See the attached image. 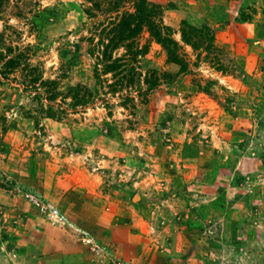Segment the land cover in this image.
Returning a JSON list of instances; mask_svg holds the SVG:
<instances>
[{
	"label": "rangeland",
	"instance_id": "1",
	"mask_svg": "<svg viewBox=\"0 0 264 264\" xmlns=\"http://www.w3.org/2000/svg\"><path fill=\"white\" fill-rule=\"evenodd\" d=\"M148 1L188 66L170 62L144 29L135 85L104 83L74 110L66 93L96 82L87 39L97 41L117 12L106 0H0V69L13 56L19 63L8 78L0 73V233L33 217L18 210L20 189L41 172L67 170L98 185L73 190L91 203L85 215L123 222L119 245L109 244L108 229L83 228L77 221H88L64 212L94 264H264V0ZM182 19L210 26L214 45L183 42ZM68 50L80 51L74 62ZM30 69L60 82L65 112L49 113L24 87Z\"/></svg>",
	"mask_w": 264,
	"mask_h": 264
},
{
	"label": "trees",
	"instance_id": "2",
	"mask_svg": "<svg viewBox=\"0 0 264 264\" xmlns=\"http://www.w3.org/2000/svg\"><path fill=\"white\" fill-rule=\"evenodd\" d=\"M126 3H131L132 9L121 11ZM109 10L117 12L115 18L110 19V25L105 27L95 41L94 37L87 40L90 45L86 53L92 58V75L102 87V92L94 84L91 87L86 84L76 83L74 88L71 87L66 93L70 95L72 101L69 103L74 110L82 107L86 108L94 99L104 93L105 84L114 91H121L132 88L135 85L136 75V59L141 55L143 49L138 48L137 37L146 29L152 38L162 45L168 54V60L182 67H187L188 63L181 53V45L173 34L172 28L164 24L161 9L157 5L151 4L148 0H106ZM45 12V10H44ZM181 28V39L186 44L191 45L195 50L202 47L210 49L215 43V34L210 26H197L182 19L179 22ZM123 47L126 52L122 55H115V51ZM79 50H83L78 46ZM80 51H65L62 55L68 56L70 62H74L79 57ZM16 57H10L2 65L0 73L5 78L16 71L19 63ZM154 73L161 75L158 70ZM112 74L111 80L104 75ZM165 74V73H164ZM162 74V75H164ZM23 85L26 89L34 91L38 94V98L48 102L47 109L50 112H65L63 104L68 98L62 95L60 82L56 79L43 77L39 72L35 74L30 69V73ZM62 100L58 103V98Z\"/></svg>",
	"mask_w": 264,
	"mask_h": 264
},
{
	"label": "crops",
	"instance_id": "3",
	"mask_svg": "<svg viewBox=\"0 0 264 264\" xmlns=\"http://www.w3.org/2000/svg\"><path fill=\"white\" fill-rule=\"evenodd\" d=\"M83 186L92 191L98 185L86 183L77 173L67 170H60L59 173L56 170L41 172L38 178L34 179L32 186L23 188L35 191L45 199L55 202L70 218L88 221L89 223L77 221L83 228L92 229L98 224L108 229L112 238L106 243L119 245L117 233L123 226L121 216L96 219L91 214L85 215L84 212L91 211L89 207L91 203L73 191L76 189L81 191L79 187ZM100 201L103 203L101 206L104 211L108 200ZM18 207L19 212L25 214L27 212L33 217H29V222H24L23 226L27 224L28 227H22L20 231L14 230V233L6 236L0 233V264H94L91 253L70 235L68 227L54 226L39 213L43 217L41 218L26 199Z\"/></svg>",
	"mask_w": 264,
	"mask_h": 264
},
{
	"label": "built area",
	"instance_id": "4",
	"mask_svg": "<svg viewBox=\"0 0 264 264\" xmlns=\"http://www.w3.org/2000/svg\"><path fill=\"white\" fill-rule=\"evenodd\" d=\"M21 195L33 206H35L39 213L52 225L57 227H73L65 213L53 202L45 199L39 193L29 190L20 189ZM83 240L93 247H97L95 240L92 237L84 236Z\"/></svg>",
	"mask_w": 264,
	"mask_h": 264
}]
</instances>
